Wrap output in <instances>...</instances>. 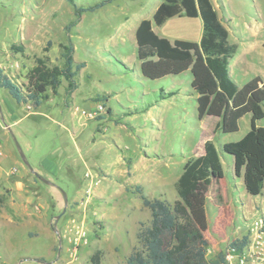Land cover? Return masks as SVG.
<instances>
[{"label": "rangeland", "instance_id": "rangeland-1", "mask_svg": "<svg viewBox=\"0 0 264 264\" xmlns=\"http://www.w3.org/2000/svg\"><path fill=\"white\" fill-rule=\"evenodd\" d=\"M100 1L75 0V5ZM162 1L113 0L73 23L74 8L65 0H0V69L7 77L23 84L35 57H47L49 66L61 67V46L71 45L74 62L84 63L76 73L78 89L72 96H66L62 80L59 96L52 99L58 101L57 107L45 101L39 107L17 105L0 89L1 111L15 112L14 118L0 121V139L14 151L20 170L26 169L38 186L43 184L28 166L48 172L51 183L67 198L68 213H53L61 219L57 229L64 224L58 234L66 240L56 245L50 260L60 255V264H91L98 251L99 264H125L137 246L140 223L150 220L140 196L170 203L177 199L176 180L185 162L203 153L206 141L215 145L222 163L221 174L207 192V258H215L247 231L253 219L245 209L247 202L264 206V193L249 197L233 175L232 157L221 151L224 143L237 141L248 131L249 115L240 120L237 132L222 134L216 130L218 119H197L189 71L154 81L139 71L134 28L139 20L149 19ZM210 1L228 32V43L236 45L229 61L237 83L255 76L264 80V0ZM153 30L170 41L198 43L202 22L175 16ZM47 41L51 45L44 53ZM11 46L23 49L17 52ZM48 95L53 97L50 91ZM101 103L111 111L105 106V112L95 113ZM82 111L91 115L82 116ZM258 125L264 127V118ZM122 169V175H114ZM54 222L51 218V229ZM78 229L86 235L75 248ZM21 245L35 255L50 252L42 238L13 244ZM17 248L13 259L24 254Z\"/></svg>", "mask_w": 264, "mask_h": 264}, {"label": "trees", "instance_id": "trees-1", "mask_svg": "<svg viewBox=\"0 0 264 264\" xmlns=\"http://www.w3.org/2000/svg\"><path fill=\"white\" fill-rule=\"evenodd\" d=\"M74 8L75 23L85 12H95L113 0H102L92 6L77 7L75 0H65ZM136 1V0H126ZM175 16L200 18L202 34L199 42L157 35L160 27ZM140 72L148 80L191 74L190 87L196 94V116L218 119L216 130L231 134L239 130L240 120L249 115V130L237 141L224 143L221 151L232 157L233 174L242 179L243 188L251 197L264 193V127L257 126L264 118V83L255 76L239 86L229 75V60L236 45L228 43V32L217 17L210 0H163L150 19H142L135 31ZM46 42L43 52H48ZM17 52L22 47L11 46ZM63 65L49 66L47 57H35L34 65L19 84L0 69V89L17 104L39 107L53 95L64 80L66 95L77 88L76 73L84 63H75L73 47L61 46ZM222 172V163L215 145L206 141L200 156L189 158L175 183L177 199L172 203L140 196L142 206L149 211L148 224L140 223L137 246L125 258V264H219L222 252L207 258L208 229L207 192L214 178ZM245 236L232 241L230 247H240ZM99 264V252L90 258Z\"/></svg>", "mask_w": 264, "mask_h": 264}, {"label": "crops", "instance_id": "crops-1", "mask_svg": "<svg viewBox=\"0 0 264 264\" xmlns=\"http://www.w3.org/2000/svg\"><path fill=\"white\" fill-rule=\"evenodd\" d=\"M141 20H139L138 23L135 25L134 40L136 28ZM138 66L140 71L139 60ZM228 67L229 75L237 83L230 71V61ZM239 69H241V66L239 67ZM77 89L78 84L76 90ZM76 90L71 95L66 96H72L76 92ZM57 96H59L58 91L56 95H53V97L48 95V98L47 100H45V102L48 105L52 104L53 106L57 107L58 101L52 100L54 97ZM106 107H108V110L110 109L111 111L112 108L110 106L107 105ZM15 109H17V107ZM8 112H10V114ZM14 113L15 112L12 109H5V113L2 112L4 121L7 120L8 117H13ZM10 126L11 124H9V127ZM257 126L259 125L257 124ZM0 150V264H60V262L62 261L60 259V255H58V257L55 259H50L54 256L52 254H54L56 251V245L58 246V244H61L62 240H66V238L64 234L62 236H59V234H56L54 229H51L50 219L55 218V216L53 215L54 211L62 210L63 199L61 197V191L55 185H52L51 179L47 175L48 172H46L45 170H35V172H37L40 177L48 180L51 184H45L42 182L44 186H38V184H36L33 178H29L26 169L20 170V166L19 163L16 161L14 151H12V149L7 145V143L5 141H2L1 139ZM120 160L121 159L119 158V161ZM123 172L125 171L122 169L121 172H118L114 175L119 176L122 175ZM237 179H239L241 184L243 185L242 179ZM245 209H247V212H250L251 215H253L257 209H260L259 211H264V206L262 207V209L259 208L257 205H254L252 207L250 205V202H247L245 205ZM66 212L67 211H65V213ZM60 220L61 219H59L56 223L57 232H60L64 227V224H61L60 227L57 229V225L59 224ZM36 238H42V240L47 243V246L50 251L48 255L42 256L31 254L29 252V248L23 247V245L18 248L13 246L14 243L21 244L27 240H32ZM15 248H17V250L24 251V254L18 256L16 259H13L12 252Z\"/></svg>", "mask_w": 264, "mask_h": 264}, {"label": "built area", "instance_id": "built-area-1", "mask_svg": "<svg viewBox=\"0 0 264 264\" xmlns=\"http://www.w3.org/2000/svg\"><path fill=\"white\" fill-rule=\"evenodd\" d=\"M103 103L96 107L95 113L105 112ZM82 116L91 115L85 111L80 112ZM85 177H90L86 174ZM93 182L91 181V184ZM90 187L87 190L90 196ZM257 209L252 215L247 231L242 235L245 236V242L240 247H230L229 245L222 252V260L219 264H264V211ZM86 232L78 229L75 232L73 242L75 248L84 240ZM241 237V238H242Z\"/></svg>", "mask_w": 264, "mask_h": 264}, {"label": "water", "instance_id": "water-1", "mask_svg": "<svg viewBox=\"0 0 264 264\" xmlns=\"http://www.w3.org/2000/svg\"><path fill=\"white\" fill-rule=\"evenodd\" d=\"M0 121H1V122H4V118H3V115H2L1 107H0ZM8 130H9V129H8ZM9 131H10V130H9ZM16 146H17V148H18V150H19V146L17 145V143H16ZM20 155H21L22 159L24 160L25 165L28 166V164H27V162L25 161L24 156H23V154H22L21 152H20ZM28 168H29V171H30L35 177H37L39 180H41V182H43V183H45V184H51L48 180H46V179L40 177V176L38 175V173L35 172L32 168H30L29 166H28ZM52 185H53V184H52ZM61 193H62V196H63V199H64V205H63V209H62V213H64V212H65V208H66V206H67V198H66V195H65L64 192L61 191ZM59 218H60L59 216H58V217H55V221H56V222H55L54 230H55L56 234H58V232H57V230H56V223H57V221H58ZM59 245H60V244H59Z\"/></svg>", "mask_w": 264, "mask_h": 264}]
</instances>
